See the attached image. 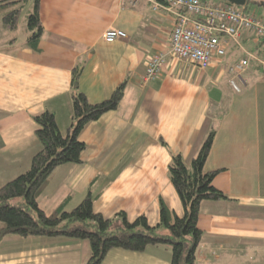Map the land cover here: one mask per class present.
I'll return each mask as SVG.
<instances>
[{"label":"crops","instance_id":"crops-1","mask_svg":"<svg viewBox=\"0 0 264 264\" xmlns=\"http://www.w3.org/2000/svg\"><path fill=\"white\" fill-rule=\"evenodd\" d=\"M19 1L22 9L30 5L28 17L38 6L43 32L32 48V32L23 40L20 20L12 30L0 16V188L24 175L41 150L35 116L49 111L62 134L69 131L72 76L80 65L79 90L89 103L102 104L122 85L124 97L84 128L82 163L54 172L39 208L50 215L66 201L72 211L90 192L94 212L105 219L124 213L129 222L145 217L158 227L161 202L183 218L168 167L174 155L189 166L216 127L205 171L217 172L213 185L228 200L201 205L196 264H264V66L251 61L236 80L239 92L229 73L248 53L263 59L264 40L244 35L200 71L172 54L174 18L145 0ZM110 28L127 37L107 43ZM157 53L164 67L145 82L148 58ZM171 255L167 245L143 254L113 249L102 264H171ZM91 256L89 243L76 238L0 240V264H86Z\"/></svg>","mask_w":264,"mask_h":264},{"label":"trees","instance_id":"trees-1","mask_svg":"<svg viewBox=\"0 0 264 264\" xmlns=\"http://www.w3.org/2000/svg\"><path fill=\"white\" fill-rule=\"evenodd\" d=\"M20 1L0 2V16L5 27L16 30L22 5ZM244 8L248 12V4ZM224 0V4H226ZM264 7V2H257ZM29 31L32 32L27 44L38 49L43 26L38 14V6L28 18ZM82 66L73 72L71 86L72 124L64 135L57 125L56 117L49 111L35 116L36 136L41 150L32 160V165L24 175L0 188V240L7 236L22 238H76L88 242L92 256L86 264H102L113 250H126L138 254L145 253L154 246L172 248L171 264H196L197 252L203 238L198 219L204 202L228 200V197L213 185L217 172H206L205 164L217 135L216 127L210 130L196 159L188 166L183 158L174 155L169 165V179L182 202L185 216L180 218L170 213L161 202V220L158 227L148 225L145 217L129 222L124 213L113 219H105L94 212L95 198L90 192L83 201L68 211L63 202L50 215L38 205V198L52 181L60 166L81 164L86 144L80 138L81 132L91 122L98 121L107 113L114 112L124 97L125 86L118 87L113 96L102 104L89 103L79 90ZM22 199L12 205L11 201ZM167 230L165 235L159 234Z\"/></svg>","mask_w":264,"mask_h":264},{"label":"built area","instance_id":"built-area-1","mask_svg":"<svg viewBox=\"0 0 264 264\" xmlns=\"http://www.w3.org/2000/svg\"><path fill=\"white\" fill-rule=\"evenodd\" d=\"M138 0H131L135 6ZM154 12H165L175 20L171 37L172 54L178 59L189 61L198 70L209 68L214 58H223L231 43L240 44V39L247 34L253 38L264 40V20L255 14L245 12L244 8L208 3L207 0H145ZM105 41L109 44L126 38L123 31L110 28L105 33ZM264 66V58L248 53L246 59L229 69L234 75L231 85L239 92L236 80L249 69L251 61ZM165 56L157 53L147 61L145 82L154 80L162 70Z\"/></svg>","mask_w":264,"mask_h":264},{"label":"rangeland","instance_id":"rangeland-1","mask_svg":"<svg viewBox=\"0 0 264 264\" xmlns=\"http://www.w3.org/2000/svg\"><path fill=\"white\" fill-rule=\"evenodd\" d=\"M208 3L210 4H215V5H223V0H207ZM263 0H250L249 4H248V12H250L251 14H255L256 16H259L260 18L264 19V7L261 5H258L257 2H262ZM30 9V5L26 4L25 7L22 9L21 13H20V18H19V26H20V31L19 34L20 38H22V34L26 33L28 31V10ZM24 40V38H22ZM22 202V199H15L11 201L12 205L18 204ZM166 233H168L167 230H163L162 232H160L159 234H163L165 235Z\"/></svg>","mask_w":264,"mask_h":264},{"label":"water","instance_id":"water-1","mask_svg":"<svg viewBox=\"0 0 264 264\" xmlns=\"http://www.w3.org/2000/svg\"><path fill=\"white\" fill-rule=\"evenodd\" d=\"M229 6L246 7L247 0H226Z\"/></svg>","mask_w":264,"mask_h":264}]
</instances>
